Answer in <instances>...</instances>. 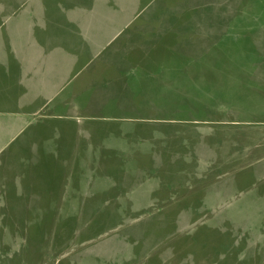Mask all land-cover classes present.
Here are the masks:
<instances>
[{"label":"rangeland","instance_id":"obj_1","mask_svg":"<svg viewBox=\"0 0 264 264\" xmlns=\"http://www.w3.org/2000/svg\"><path fill=\"white\" fill-rule=\"evenodd\" d=\"M7 15L0 264H264V0Z\"/></svg>","mask_w":264,"mask_h":264},{"label":"crops","instance_id":"obj_2","mask_svg":"<svg viewBox=\"0 0 264 264\" xmlns=\"http://www.w3.org/2000/svg\"><path fill=\"white\" fill-rule=\"evenodd\" d=\"M11 15H7V16H5L3 19V23L0 25V27H2V28H4V26H7L8 25V28H7V30H9V29H11L10 31H13V30H17L18 28L15 26V24H12L11 23V20H12V18L10 17ZM53 23H50L49 24V27H51V28H53ZM6 30V31H7ZM5 31V32H6ZM4 43H5V37H4ZM7 45H5V47H6ZM1 48V47H0ZM5 50V49H4ZM1 51H3V50H1ZM12 52L11 50H9V49H6V52ZM11 57H12V55H11ZM3 74H5V73H3ZM11 74V72H9V75ZM16 75L13 73L12 74V82L14 81V77H15ZM1 113V112H0ZM11 127H5L4 126V123H2V125H1V127H0V151L2 150V149H4L5 147H6V145L10 142V140H11V137H10V133H11Z\"/></svg>","mask_w":264,"mask_h":264}]
</instances>
